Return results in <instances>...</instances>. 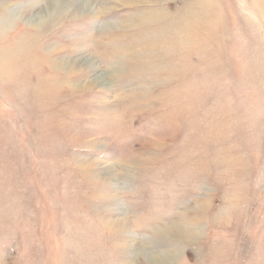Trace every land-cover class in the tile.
Instances as JSON below:
<instances>
[{
  "label": "rangeland",
  "instance_id": "obj_1",
  "mask_svg": "<svg viewBox=\"0 0 264 264\" xmlns=\"http://www.w3.org/2000/svg\"><path fill=\"white\" fill-rule=\"evenodd\" d=\"M0 264H264V0H0Z\"/></svg>",
  "mask_w": 264,
  "mask_h": 264
}]
</instances>
